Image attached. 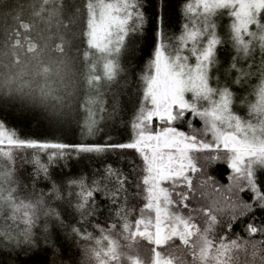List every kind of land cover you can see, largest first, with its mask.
<instances>
[{
    "label": "snow or ice",
    "instance_id": "snow-or-ice-1",
    "mask_svg": "<svg viewBox=\"0 0 264 264\" xmlns=\"http://www.w3.org/2000/svg\"><path fill=\"white\" fill-rule=\"evenodd\" d=\"M148 6L149 0H0V15L12 21L0 29V255L9 258L0 264H18V257L40 249L41 240L59 250L47 221L64 225L49 204L64 196L50 169L73 154L110 153L128 171L107 163L103 185L83 177L67 182L78 223L95 215L97 192L113 206L107 227L93 225L99 236L72 227L68 235L77 238L79 264H264V221L256 223L257 211L264 212V0H177L179 35L171 31L170 0H155L151 14ZM224 16L229 23L222 38L217 18ZM225 43L235 52L231 68L240 73L233 83L241 86L255 73L239 69L238 62L251 59V69L257 46L261 54L260 83L249 93L255 100L244 98L248 118L233 110L231 85L214 75ZM137 53L146 57L138 76L121 62ZM129 74L138 98L126 125L129 138L113 142L107 135L104 143H88L120 111L114 101L109 113L105 96ZM70 85L83 87L82 103L71 102ZM16 103L39 113L55 131L75 125L85 142L22 137L3 115ZM185 119L188 131L176 126ZM196 119L201 128L193 126ZM25 150H33L31 159L21 157L33 166L31 191L16 179V154ZM218 161L229 169L227 185L207 174ZM40 180L51 181L47 193L36 191ZM209 191L215 198L205 202ZM245 192L250 201L242 198ZM225 216L227 230L218 234ZM248 216L244 235L230 236ZM68 264H75L71 256Z\"/></svg>",
    "mask_w": 264,
    "mask_h": 264
},
{
    "label": "trees",
    "instance_id": "trees-1",
    "mask_svg": "<svg viewBox=\"0 0 264 264\" xmlns=\"http://www.w3.org/2000/svg\"><path fill=\"white\" fill-rule=\"evenodd\" d=\"M27 0H21V2L26 3ZM8 3H14L15 0H6ZM68 4H79L80 0H65ZM155 0H149L148 13L151 14L154 10L152 4ZM173 4V7L170 9L172 16V28L171 31L176 35H179L181 30V25L183 20L179 14V9L177 7V0H170ZM180 3L183 0H179ZM27 14V13H26ZM221 20V21H220ZM12 23L10 18H5L3 15H0V29H3L5 26ZM229 20L226 16L220 17L218 20V33L222 36H225L227 31V25ZM77 30V26H74V31ZM143 43V42H141ZM230 43H225L222 48L226 47ZM229 46V45H228ZM122 65L129 67V73L132 68L136 69L137 76L139 75L140 70H142L144 63L146 62V57L137 53L136 57H133L129 60L128 56L122 57ZM219 74L223 77V81L231 85V90L234 92V105L237 104V108L234 110L236 114L241 115L244 118H248V108L244 98L247 97L248 100H255L254 95H249L253 91L256 85H258L260 68L253 67L248 68V71H253L255 73L250 78H248L247 83L243 86L239 84H233L228 80L223 73L227 71V67L222 65L219 67ZM228 75V74H227ZM68 91L73 92L72 103H82L84 100V89L83 87L77 85L72 87L71 85L68 88ZM137 88L133 83L132 76L129 74L127 81L123 77L119 80L118 83L112 86V93L105 96L106 104L105 107L108 108L109 113H111L112 104L115 101L118 109L120 111L115 116L114 119L106 118L100 127L103 129V132L96 137L89 138L88 143H104V139L101 137H106L111 135L113 137V142H124L129 138L130 129L126 127L131 121L134 109L138 107L137 104ZM238 112V113H237ZM5 119L8 120L11 126H14L18 133L22 137L37 139V140H46L51 142H63L69 144H78L83 143L85 140L81 137L79 129L72 125L73 131L66 133H61L50 129L45 121H43L39 113L31 111L27 108L21 109L19 103H16L11 109H8L6 106L5 111L3 112ZM190 118V117H189ZM177 127L181 128L184 131H188L187 119L184 121L178 122ZM193 126L196 128L202 127V122L199 119L193 121ZM33 155V150H25L23 152L16 154V179L20 181L21 189H23L24 184H28L29 191H31V179L29 177L32 174L33 166L31 164H26L22 161L21 157H27L31 159ZM128 156H132L133 153H127ZM42 161L46 162L47 157L43 153L40 154ZM107 163L122 167L124 171H128V166L122 161H118L114 154H107L105 156H96L91 154H81L77 157L73 154L70 158L60 160L56 165H54L50 171L52 179L56 181L57 185L60 187V190L64 196L63 200H49L51 207L55 208L60 212L61 217L64 220V225L61 226L58 221L55 219L49 218L47 223L49 224V239L54 242L55 246L58 247V251L54 247L45 248L43 240L40 241V249L35 251L31 256L24 257L20 256L17 258L18 264H68L69 257L75 261V264H79L81 259L80 249L76 245L75 241L77 238H69V233L73 226L79 227L82 230L86 228L89 232H92L93 235L99 236V231L94 228L95 223H100L101 225L107 227L111 220L114 219L112 214V205L110 200L105 198L102 192L95 193V200L97 204L96 213L92 216L87 224H81L79 222V214L69 206L68 204V188L67 182L71 179H80L84 178L87 184H91L93 180L101 181V184L107 183V181L102 180L104 166ZM207 174L214 176L217 181L222 185H227L229 181L226 179L229 174V169L227 168L224 162H216L210 167L207 168ZM111 187V185H109ZM43 189L45 193L51 188V181L40 180L37 182L36 191L39 192L40 189ZM76 191V189H73ZM208 200L205 202H210L211 199L215 198L216 194L212 192L206 193ZM244 200L250 201L251 193L245 192L242 194ZM72 203H75V197L72 198ZM131 206V204L129 205ZM256 223L259 224L261 221H264V212L257 211L256 213ZM252 219L251 216L242 218L238 223H236L230 233V236H235L236 234L244 235L243 225L250 222ZM44 223L42 219L41 224ZM227 230V217L221 218V224L217 226V233L223 234ZM39 235V232L37 233ZM115 235V232L113 233ZM256 239H260L259 236ZM84 243V241H81ZM8 256L6 254L0 255V260L8 261Z\"/></svg>",
    "mask_w": 264,
    "mask_h": 264
},
{
    "label": "rangeland",
    "instance_id": "rangeland-1",
    "mask_svg": "<svg viewBox=\"0 0 264 264\" xmlns=\"http://www.w3.org/2000/svg\"><path fill=\"white\" fill-rule=\"evenodd\" d=\"M30 2V0H27L26 3ZM220 18V17H219ZM219 18H217V24H218V20ZM221 21V20H220ZM229 45V46H228ZM226 47L224 48H220V50L218 51V60L220 61V66L222 65H225L227 67L228 72L227 71H224V75L225 76H229L227 77L228 80L230 79V82L233 83V81H235V79L237 78V76L240 74L236 69H232L231 68V59H232V56L235 55V52L233 49H231V45L228 44ZM253 56L255 58V66L254 67H258L260 68V60H261V54L259 52V48L257 46L255 52L253 53ZM194 62V60H193ZM251 63V59H248V60H245V59H241L239 62H238V65L237 67L239 69H242L244 72H248V68H249V64ZM220 69V68H219ZM253 72V71H252ZM228 74V75H227ZM214 75L215 76H218L220 78V80L222 81L223 80V77H221V75L219 74V70L218 71H215L214 72ZM260 76H261V73L259 75V83H260ZM258 83V84H259ZM235 84V83H233ZM237 108V104L234 105V108L233 110H235ZM236 112V111H235ZM238 113V112H237Z\"/></svg>",
    "mask_w": 264,
    "mask_h": 264
}]
</instances>
